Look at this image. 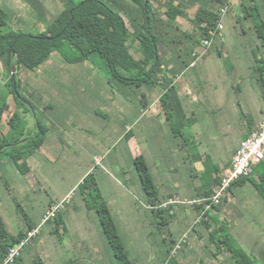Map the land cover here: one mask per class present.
<instances>
[{
    "label": "rangeland",
    "instance_id": "374dc122",
    "mask_svg": "<svg viewBox=\"0 0 264 264\" xmlns=\"http://www.w3.org/2000/svg\"><path fill=\"white\" fill-rule=\"evenodd\" d=\"M78 1L80 0H76V2ZM101 1L107 2L115 11L128 17L130 31L134 33L135 28L129 19L136 18L134 17L136 11L130 15L131 7H137L134 3L129 0ZM169 1L152 0V5L160 17L159 19L164 23L158 22L157 24L165 35L164 38L161 37L164 45L161 55L175 63L178 53L183 58L188 57L189 53L192 55L194 52H201L203 44H197L198 41L202 42L201 31L194 22L197 6L187 5L182 0H173L176 3H182L187 8L185 16L178 17L176 21H173L167 16ZM1 2L3 0H0ZM32 2L48 9V12L41 14V11H35L24 1L15 0L13 5L20 12L21 9L24 11L20 14L23 18L22 22H18L20 16L17 15L14 19V16H10L9 13V27L32 34L43 33L55 16L63 10V4L59 0H33ZM240 3V0H234L228 13L229 18L223 19L225 25L224 44H217L214 47L215 53L211 59L213 61L217 59L220 66H215L217 64L214 63V66H208L207 69L205 64L201 66L199 63L196 69L186 70L181 79L180 77L174 79L172 74L167 75L171 81L173 79L174 84L177 83L174 93L179 97L183 110L187 111L189 118L195 120V123L184 128L186 134L193 136V139L191 138L193 143L186 148L191 157L181 163L177 172L167 174L170 181L176 176L178 177L176 181L183 182V185L187 186V183L189 184L191 181L195 183L196 179H191L190 175L195 172L202 174L206 170L205 165L199 160L202 150H206L216 162L221 158L220 152H217L218 148H222L223 151L231 150L239 136L238 131H231V129L235 126L241 128L244 118L240 114L239 123H236L238 116L229 112V108L231 105H240L245 113H249L250 111L247 109L251 103H248L247 98L253 95L252 89H254V96L251 102L257 100L256 97L261 92L259 74H257L253 58V50H256L257 46H261L259 43L261 41L257 38L253 24L248 21H238V18L242 16ZM260 14L261 22L264 24V3L260 4ZM185 33L189 36H185ZM190 37L198 41L190 39ZM136 38L137 36L134 34L130 38L131 53L136 58H142L143 55L139 49L141 43ZM263 50L261 48L262 53L259 54V57L264 56ZM220 51L223 52L222 57L219 56ZM166 64L170 65L171 63ZM4 70L0 60V104H4L8 108L0 115V119H4L1 132L12 144L18 142L16 147L8 148L0 155V206L3 209V214H1L11 233L18 234L25 226V221H35L45 202L56 200L57 194L61 190L70 189L89 167L92 169L91 173H94L96 177L100 176L102 171H106L112 178H117L128 188V191L125 192L129 203L127 215L124 218L120 212L117 213L115 222L135 264H155L160 259V251H165L168 248V232L172 231L175 236L181 228L185 230L189 228L187 232L189 242L177 258L179 264H227V255L219 254L216 247L209 244V231L203 227H196L197 231L195 232L192 230L196 225V219L194 216L187 217L188 206H174L171 211L172 221L168 223L169 225L160 224L147 206L148 202L134 167V158L137 154L139 156L142 153L146 154L152 169L155 170L158 166L160 170H166V173L171 166L169 161L176 163L173 161L178 160V149L174 146V139L172 141V137L167 131L169 125L163 115V112H166L165 108L161 105L152 108L150 114L153 117L146 118L148 122L139 129H134L133 123H130V130H134L127 139L128 143L123 142L117 147H113L106 157L101 159L102 163H98L94 156H90L96 149L84 146L85 143L81 142L82 140L71 143L66 137L70 133L67 134L65 128L62 127L67 125L70 131V125L75 124V128L72 130L74 132L84 127L85 123L86 125L91 123L86 114L80 113L81 117L71 116L68 123L65 124L58 115L64 110H71L75 114L82 111L86 113L89 106L101 108L102 102L111 103L109 98H103L106 95H102V89L100 90L104 78L112 80L111 84L109 81L106 83L107 91L111 90L112 97L115 96V102L111 103V106L117 107L121 101L123 104L126 99L128 101V116L135 114L138 116L140 112L139 97L144 94L150 97L163 91L162 87L157 84L160 73L157 78L152 80L155 82L154 84L148 83L141 87L134 84L127 85L113 77L106 62L99 56L93 57L91 62L75 65L65 62L57 52L53 53L51 59L36 71L21 70L18 80L21 81L22 95L35 105L43 122L47 123L48 121V124L51 122L53 126L55 125L53 133L60 131L62 134L59 136V146L52 147L47 144L34 153L32 159L31 157L25 159L29 169L32 166L33 170L32 173L28 172L23 175L12 163L11 155L26 151L27 148L24 149L23 144H28L29 140L27 141V139L38 136L39 129L31 103L27 101L30 105L26 104L32 108L33 112L17 103L14 95L10 93L9 87H6V84L10 82V75L6 74L7 72ZM132 74L138 76L134 70H132ZM72 76L81 77L82 80L78 85L67 79ZM88 76L89 80L83 79ZM215 85L218 89L216 91L226 96L227 106L224 107L222 113L206 106L205 99L214 91ZM104 93H107L106 89ZM50 104L52 106L47 108ZM181 105L178 104L179 109H181ZM111 112L107 109L103 110L102 107L99 114L102 116L106 114L108 120H111L110 126L114 127L117 117ZM252 112L255 111L252 110ZM14 113L17 116L12 121L11 116L13 117ZM159 113L163 115L162 118L157 116ZM82 118L84 119L82 120ZM223 119L228 121L227 127L226 123H223ZM233 121L234 123H232ZM156 135L160 146L155 151L153 147L157 142ZM201 136L204 137L202 144L199 141ZM22 147L23 149H21ZM161 153H164L168 162L162 161ZM32 160H35L37 164L32 165ZM237 191L238 189L233 191V196L229 194L228 203L223 201L220 206L219 218L231 227L238 223V228L248 235L253 234L251 236L253 239L264 241V208H259V212L255 209L257 204V199L253 197L255 191L252 188L247 190L245 188L242 193ZM72 197L73 204L68 206L67 212L62 214L64 225L67 228L65 231L64 225L61 226L62 239L60 240L58 235L52 234L56 225L44 226L42 229L44 230L43 239L26 249L24 264H34L37 254L41 258H45L47 264H70V261L73 262L71 264H115L113 252L101 229L96 213L86 210L80 191H73ZM240 198L243 201L242 206L238 205ZM232 233L237 237L233 229ZM240 238L243 240L241 236ZM239 239L238 241H240ZM243 244V248L249 252L251 245ZM262 245H256L255 251L257 252ZM257 255L261 257L260 253Z\"/></svg>",
    "mask_w": 264,
    "mask_h": 264
},
{
    "label": "trees",
    "instance_id": "16d2710c",
    "mask_svg": "<svg viewBox=\"0 0 264 264\" xmlns=\"http://www.w3.org/2000/svg\"><path fill=\"white\" fill-rule=\"evenodd\" d=\"M24 1L30 7H33L35 11H41V14L48 12V9L41 7L39 4L37 5L36 2H32L33 0ZM59 1L63 4V10L55 16V19L49 23L45 31L39 34H32L9 27V13L10 16H13V14L10 9L0 3V60L3 70L5 69L6 74L10 75V82L6 84V87H9V91L14 95L15 101L32 111V108L23 101V99L29 102L30 100L24 97L20 91L21 81L18 80V76L21 70L36 71L40 69L51 59V56L55 52L59 53L65 62L75 65L91 61L93 57L99 56L106 62V66L113 74V77L118 78L122 83L127 85L134 84L137 87H141L148 83L154 84L155 82L152 80L157 78L159 73L163 75V77L160 75L161 79L157 78V84H160L164 92L158 101L157 107L161 105L165 108L166 112H163V115L170 124L174 139L181 140L184 138V128L195 123V120L189 118L187 111L183 110L179 97L174 93L177 85H174L173 79L171 81L167 75L172 74L174 79H176V77L183 75L189 68H197L205 55L210 50L214 51L213 47L225 28L220 34L218 33L213 37L212 45L209 49L202 48L201 52H194L192 55L189 53V55L187 54L188 57L184 58L178 53L175 57L177 64L172 68L169 64H166L169 59L167 60L161 55L162 47L164 46L161 37L163 36L164 38L165 35H163L162 30L157 24L158 22L164 23L159 19L160 17L152 5V0H129L137 6L131 7L132 10H130V15H133L135 11L137 12L134 13V17L136 18H129L135 28L134 33L130 31L127 21L128 17L115 11L107 2L101 0ZM182 1L187 5L197 6L198 8L194 22L201 31L202 42L190 37V39L193 38L195 41H198L197 44H203L204 40L210 38L209 32L215 31L220 20H223L222 9L228 6L230 10L234 2V0ZM240 2L242 16L238 18V21H248L253 24L257 38L261 41L259 42L261 46H257V49L253 50V58L257 74H259L261 89L264 92V56L259 57V54L262 53L261 48L264 49V24L261 22L260 14V4H263L264 0H240ZM186 9L182 3L170 0L167 4V16L171 20L176 21L178 17L186 15ZM227 16L229 15L227 14ZM133 34L137 36L136 40L138 39L141 43L139 49L143 55L142 58H136L131 53L129 41ZM184 35L189 36L186 33ZM221 53H219L220 57L223 56ZM189 59L190 62H188ZM14 70L16 72V80H14ZM132 70L136 71L138 76L132 74ZM164 76L168 78L165 80ZM178 104L181 105V109L178 108ZM31 106L34 108L39 135L35 138L27 139V141L29 140L28 144H23L24 149L27 148L26 151H23L21 154L11 155L12 163L23 175L30 172L26 160L41 150L48 133L51 131L50 127L41 119L35 105L31 103ZM6 109L8 110L7 106L0 104V115L6 112ZM147 113L148 111L144 110L143 116ZM16 116V113L13 114V117L11 116L12 121H14ZM243 118L244 120L246 119L244 114ZM3 122L4 119L1 118L0 155L8 148L18 145V142L14 144L9 142L2 134L1 125ZM130 135L129 130L128 138ZM204 165L206 167L202 179L206 190L204 196H208L221 183L222 171L210 156L207 157ZM134 167L139 177L141 188L146 196L148 208L156 219L159 220L160 224L169 225L168 223L172 221L171 211L173 207L180 204L169 205L166 208L163 207L168 200L165 202L161 200L159 190L151 174L150 166L144 156H137L134 159ZM253 175H257V181L252 180L251 177ZM245 181L251 182L264 199V163L256 166L254 173L250 177L233 184L229 189V194L234 193L233 189L244 184ZM77 191H80L83 195L88 211L96 213L101 229L113 252L115 264H135L131 258L130 251L121 238L109 204L103 197L96 175L94 173L88 174L78 186ZM227 198L224 200L225 202ZM72 202L73 199L69 206L72 205ZM187 209L196 212V225L192 230L195 232L197 231L196 227H203L209 231V244L215 246L219 254L227 255V264H264V253L260 254L261 257H259L257 254L254 255L253 252H247L234 237L232 233L233 227L220 222V218L217 216L219 215L220 207H216L213 209V212H207L206 214H203L204 209L201 206H188ZM62 214H59L54 221L49 223L56 225V228H53L52 234L58 235L60 240L62 239L61 226L64 225ZM25 218H27L26 215ZM30 222L25 221V226H27L24 228L26 229L25 232L20 230L18 234H13L9 231L0 214V264L5 261L10 248L16 247L26 236L27 232L35 228ZM64 229L65 231L67 230L65 225ZM38 237L24 249L22 256L17 259L15 264H24L26 249L36 243L35 241ZM167 239L168 248L165 251H160L159 258L162 261L158 260L160 264H179L178 257H171V254L180 238L176 241L172 231H169ZM207 247L209 248V245ZM38 255H35L34 264H45L41 256Z\"/></svg>",
    "mask_w": 264,
    "mask_h": 264
},
{
    "label": "crops",
    "instance_id": "0c3cea01",
    "mask_svg": "<svg viewBox=\"0 0 264 264\" xmlns=\"http://www.w3.org/2000/svg\"><path fill=\"white\" fill-rule=\"evenodd\" d=\"M22 1H24V0H22ZM24 3L26 4L25 1H24ZM1 4L6 6L8 9L11 10V12L14 16V19L17 17V15L20 16L21 12L24 13V11H22V9L20 12V10L13 5V4H15V0H3V2H1ZM22 18L23 17L20 16V18H18V22H22ZM227 18H229V17L227 16L226 19ZM223 38H224V32H222V34L220 35V37L217 40L215 45H217V44L223 45L224 44ZM215 45H214V47H215ZM221 52L222 51H220L219 53H221ZM214 53H215L214 51L210 50L205 55V57L200 61L201 66L203 64H205V68H207L208 66L212 67L215 65L214 63L217 64L215 66H220L217 59L215 61H213L211 59V58H213ZM221 54H223V53H221ZM210 60H212V61H210ZM88 62H91V61H87L84 63H88ZM167 63H171L170 66L172 68H174L177 64L176 62L174 63L172 61H167ZM81 64H83V63H81ZM207 69H205V70H207ZM190 70H192V69H190ZM167 72H169V71H167ZM164 77H165V80L168 78L166 76H164ZM178 77H180V79H181L182 75H179ZM67 79H70L74 84H77V85L82 80L81 77H79V76H72V77H69ZM83 79L89 80L90 78L88 76V77H84ZM93 79H95V77H93ZM102 80L104 81V83L101 85L100 90L102 89V95H104V94L106 95L103 98H109V100H111V103H114L115 102V96L112 97L111 90L107 91L108 87L106 85V83H108V81L110 83L111 79H109V78L105 79L104 78ZM174 85H177V83H175ZM158 86H160V84ZM105 89H106L107 93H104ZM213 90L214 91L211 92L209 95H207V98L205 99L206 106L211 108V109L216 110V112H218V113H222L224 107L227 106V104L225 102L226 96L223 93L216 91V90H218L216 85H215ZM252 90H253V95H250L247 98L248 103H251V105H248L249 108L247 109L250 111L249 113H245L244 109L240 105H231V107L229 108V112L238 116V120L236 123H239V115L240 114H242V115L244 114L246 116V119H247L246 123L244 120V124L241 128H238L237 126H235V128L231 129V131H238V133H239L236 144L233 146V148H231V150H229V151H223L222 148H218L217 152L218 153L220 152V155H221V158L218 160V162H216V160H214L213 157L211 155H209L208 152H206V150H204V151L202 150L201 151L202 153L199 156V160L202 164H204L205 161L207 160V157L210 156L212 158L213 162L221 169V171H222L221 176H223L224 172L229 167H231L233 159H234L237 151L239 150L241 143L246 139L247 136L250 135L251 132L257 130L260 127L262 117L264 116V92L261 89V92H259V94L256 97L257 100H255L254 102H251L253 99V96H254V89H252ZM163 93L164 92L161 91V92H158L157 94L151 95L150 97H148L147 94H144L141 97H139L140 112H139L138 116H136V114L132 115V116H128V107H127L128 101L126 99H124L123 104L121 101L117 107L115 105L111 106V103L107 104L106 101L102 102L103 110L107 109L109 112H111V110H112V112H111L112 115L116 114L117 118L115 120L114 127L110 126L111 120H108V116L106 114H104L105 116H102L101 114H99V111L102 107L101 108H93L92 106H89L88 111L86 113L84 111H82V112H79L78 114H75L71 110H64V111L60 112L58 115L60 116L59 118H62L63 123L67 124L68 121L70 120L71 116H80L81 117L80 113L86 114V117H88L89 122H91L90 124L86 125V123H85L84 127L79 128V129H77V131H74V132H72V130L75 128V124L70 125V128H71L70 131L68 130L67 125H63L62 127L65 128L67 134H68V132L70 133L69 135H66V137L68 138V140L71 143H75L76 140H82L81 142L85 143L84 146H88L90 148L96 149L95 151H92L90 156H94V159H100L101 160L102 158L106 157V155L109 153V151L113 147H117L119 144H121L123 142L128 143V140H127L128 139V132L131 129V126L129 125L130 123H133L132 125H133L134 129H136V128L139 129L143 124L148 122V121H146L147 120L146 118L153 117V115L150 114L152 111V108H157L158 101L161 98V96L163 95ZM51 106L52 105L50 104L47 106V108H50ZM144 110L148 111V113L145 116H143ZM252 110L255 112H252ZM141 113H142V115H140ZM227 114H229V113L227 112ZM157 116L159 118L163 117V115H161L160 113ZM83 119L84 118H82V120ZM223 123H226V127L228 126L227 120L223 119ZM232 123H234V121ZM45 124L50 127L51 131L48 133L46 140H45L46 142L44 143L43 147H45L47 144L51 145L52 147L59 146L58 141L60 139L59 136L62 135L61 132L58 131L57 133H53L54 129H55V125L53 126V124H51V122H50L51 125L48 124V121ZM168 125L169 126H167V131H168V134L170 135V137H172V141H173L174 137L172 135L169 122H168ZM226 127H225V129H226ZM133 130H130V133H132ZM185 131H186V129H185ZM191 138L193 139V136H190L189 134H186L184 132V138H182L181 140L174 139V141H173L175 143L174 146H176L178 149V154H177L178 160L173 161L176 163H172L171 161L167 160L164 153H161L162 161L164 162V160H165V161H167V162L169 161V163H171V166L167 169L168 173L165 172L166 170H160V167H158V166H156L155 170L152 169L151 162L149 161L148 156L146 154H143V153L141 154L142 156L146 155L144 157L146 158V160L150 166L151 174L155 180V184H156V186L159 190V193H160V198L163 202L169 200L170 198H175V197L181 198V199L192 200V199L198 198L200 196L202 197L206 193V190H205L204 184H203V180H202L204 172L202 174H199V172H195L194 174L190 175V177L192 176L191 179L195 178L196 181H195V183H193V181H191V183H189V184L187 183V186L183 185V182L176 181V178H178V177L175 176V177H173L174 179L172 181H170L169 176H167V174L170 175L172 172H177L181 163L186 162V159L188 157H191L190 152H188L186 150V148L189 147L193 143ZM203 139H204L203 136H201L199 138V141L201 142V144H202ZM156 141L157 142L153 147V149L155 151L160 146L159 141H158V136H157ZM137 156H139V154H137ZM33 157L34 156H32L31 159ZM96 157H100V158H96ZM31 164L35 165L37 163L35 160H32ZM155 165H156V162H155ZM31 167H30V173H32V170H33V169H31ZM91 171H92L91 168H89V167L86 168L84 174H82L81 177L78 178L77 182L70 189L61 190L59 192V194H57L58 198L56 200L46 201L45 205L43 206V208L40 212V215L35 219V221L30 222L32 224V226H35V228H36L37 226H39L41 224L42 219H43L48 207L52 203L64 199L66 196H68L69 194H71L75 190L77 191L78 186L83 182L84 178L88 174L91 173ZM251 178L254 181H257V179H258L257 175H255V176L253 175ZM97 180H98L100 189L102 191L103 197L109 204V207L111 209V213H112L114 219H116V214L119 212L125 218V216L127 215V212H128V208H129L128 197L125 194V192L128 191V188H126L123 185V183H121L117 178L116 179L112 178V176L110 174H108L106 171H102L100 176H97ZM245 188H246V190L252 188L255 191L254 196H253L255 199H257V204L255 205V209L257 210V212H259V208H264V199L258 193V191L256 190V188L254 187V185L251 182L245 181L244 184L240 185L239 187L234 188L233 191L238 189L237 192L242 193ZM123 195H125V196H123ZM230 196H233V193L230 194ZM241 200L242 199L240 198V200L238 202V205H240V206L243 205V201H241ZM225 203H228V198H227V201ZM72 204H73V202H72ZM1 207L2 206H0V214L1 213L3 214V209ZM86 210L88 211L87 208H86ZM263 212H264V210H263ZM2 214H1V216L4 219ZM193 216L196 219V212L194 210L187 209V217L189 218V217H193ZM217 216H220V215H217ZM239 219L241 221L240 217H239ZM220 222H222L221 219H220ZM235 224L236 225L232 226L233 232L236 233L238 239L240 236L243 239V240H241V238H240L239 239L240 241H238L237 237L233 234L234 237L237 239V241L240 244L242 243L241 245H244L243 243H246V244L248 243L249 245H251V246H249V248H250L249 252H253L254 254L264 253V241L258 240V239L257 240L253 239L251 237L253 234H249V235L246 234L245 231L238 228V223H235ZM26 227L27 226H24L21 230H23L25 232L26 229H24V228H26ZM188 230H189V228H187L186 230L184 228L179 229L175 235V240L177 241ZM43 232H44V230H42L41 235L38 237V239L35 242H39V240L43 239ZM260 244H263V245L261 246V248L259 247L257 252H256L255 246L260 245ZM24 257H25V255H24ZM43 261L45 262V264H47V261L45 260V258L43 259ZM160 261H162L161 258H160ZM69 263L71 264L73 262L70 261ZM155 264H160L159 260H157L155 262Z\"/></svg>",
    "mask_w": 264,
    "mask_h": 264
},
{
    "label": "built area",
    "instance_id": "2783aa9c",
    "mask_svg": "<svg viewBox=\"0 0 264 264\" xmlns=\"http://www.w3.org/2000/svg\"><path fill=\"white\" fill-rule=\"evenodd\" d=\"M228 10V6L222 9L223 19L227 16ZM224 28L223 20H220L216 30L209 32L210 38L203 41V48L206 50L209 49L212 45L213 37L218 33L220 34ZM97 162L101 163L102 161L97 159ZM261 163H264V116L262 117L260 127L253 131L248 138L241 143L231 167L224 172L221 183L214 189L211 195L198 197L192 200L179 199L177 197L170 198L163 207L166 208L169 205L176 204L191 207L201 206L204 209L203 214L213 212V209L220 207L223 201L229 196V189L232 185L244 178L250 177L254 173L255 167ZM72 193L64 199L52 203L48 207L41 224L27 232L26 236L16 247L10 248L8 256L2 264H15L17 259L22 256L24 249L41 234L43 227L54 221L59 214L67 210L73 199ZM188 239L187 233L180 237L175 249L172 251L171 257H178L180 252L188 244Z\"/></svg>",
    "mask_w": 264,
    "mask_h": 264
},
{
    "label": "water",
    "instance_id": "95a60500",
    "mask_svg": "<svg viewBox=\"0 0 264 264\" xmlns=\"http://www.w3.org/2000/svg\"><path fill=\"white\" fill-rule=\"evenodd\" d=\"M148 23H149V21H148ZM13 75H14V80H16V72H15V70H14V72H13ZM16 82V81H15ZM18 94V96L20 97V98H22L20 95H19V93H17ZM23 99V98H22ZM24 102L25 103H28L29 105H30V103L29 102H27L26 100H24Z\"/></svg>",
    "mask_w": 264,
    "mask_h": 264
}]
</instances>
